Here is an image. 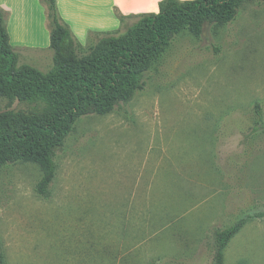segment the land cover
<instances>
[{
	"label": "rangeland",
	"instance_id": "obj_1",
	"mask_svg": "<svg viewBox=\"0 0 264 264\" xmlns=\"http://www.w3.org/2000/svg\"><path fill=\"white\" fill-rule=\"evenodd\" d=\"M46 27L37 44L13 37L16 68L53 69L48 8ZM124 32L118 20L74 35L77 54ZM143 81L112 112L76 121L45 197L37 164L0 167L5 264H212L215 231L244 218L223 264H264V2L180 33ZM25 108L0 97V112Z\"/></svg>",
	"mask_w": 264,
	"mask_h": 264
},
{
	"label": "trees",
	"instance_id": "obj_2",
	"mask_svg": "<svg viewBox=\"0 0 264 264\" xmlns=\"http://www.w3.org/2000/svg\"><path fill=\"white\" fill-rule=\"evenodd\" d=\"M41 1L48 8V49L54 63L46 74L29 66L16 68L0 8V97L26 106L0 112V167L37 164L42 176L36 192L45 197L56 174V151L79 118L108 114L128 101L143 89L145 73L177 35L187 32L199 37L205 26L231 23L245 0H162L156 14L119 15L125 32L103 34L82 55L77 54L80 47L59 16L56 0ZM244 222L245 218L239 219L215 231L212 264L224 263V250ZM0 264H5L1 248Z\"/></svg>",
	"mask_w": 264,
	"mask_h": 264
},
{
	"label": "crops",
	"instance_id": "obj_3",
	"mask_svg": "<svg viewBox=\"0 0 264 264\" xmlns=\"http://www.w3.org/2000/svg\"><path fill=\"white\" fill-rule=\"evenodd\" d=\"M161 1L56 0V5L61 20L69 27L73 36L83 39L82 37L90 29L104 31L110 27H116L118 19L114 17V12L124 16L141 13L156 14ZM0 8L5 15L4 21L6 19L5 26L10 43L13 44V37H16L17 43L37 44L34 37L40 34L46 35L47 8L41 0H0Z\"/></svg>",
	"mask_w": 264,
	"mask_h": 264
}]
</instances>
